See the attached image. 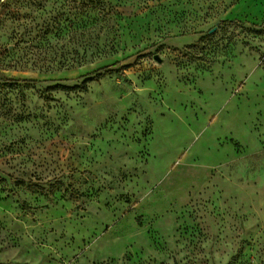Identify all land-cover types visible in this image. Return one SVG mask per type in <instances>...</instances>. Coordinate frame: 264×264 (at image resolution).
I'll use <instances>...</instances> for the list:
<instances>
[{
	"label": "rangeland",
	"instance_id": "rangeland-1",
	"mask_svg": "<svg viewBox=\"0 0 264 264\" xmlns=\"http://www.w3.org/2000/svg\"><path fill=\"white\" fill-rule=\"evenodd\" d=\"M0 264H264V0H0Z\"/></svg>",
	"mask_w": 264,
	"mask_h": 264
},
{
	"label": "trees",
	"instance_id": "trees-1",
	"mask_svg": "<svg viewBox=\"0 0 264 264\" xmlns=\"http://www.w3.org/2000/svg\"><path fill=\"white\" fill-rule=\"evenodd\" d=\"M110 75H118L120 77H123L125 81H128L125 69L124 68H118L117 64L109 67L101 68L93 73L87 74L84 77V81L81 84H78L73 87H68L65 85L57 84L53 87H51L54 91H82V92H89V84L93 82L99 83L102 78H105Z\"/></svg>",
	"mask_w": 264,
	"mask_h": 264
},
{
	"label": "water",
	"instance_id": "water-1",
	"mask_svg": "<svg viewBox=\"0 0 264 264\" xmlns=\"http://www.w3.org/2000/svg\"><path fill=\"white\" fill-rule=\"evenodd\" d=\"M157 60H159V61H161V59H159V58H156Z\"/></svg>",
	"mask_w": 264,
	"mask_h": 264
}]
</instances>
